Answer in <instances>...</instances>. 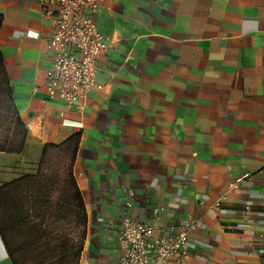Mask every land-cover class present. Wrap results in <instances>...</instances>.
<instances>
[{"label": "crops", "instance_id": "0c3cea01", "mask_svg": "<svg viewBox=\"0 0 264 264\" xmlns=\"http://www.w3.org/2000/svg\"><path fill=\"white\" fill-rule=\"evenodd\" d=\"M55 9L0 0V50L27 130L22 151H0V187L79 136V264H122L127 211L156 235L195 218L188 264H264V0L102 1L99 87L71 107L49 96ZM0 264H14L1 233Z\"/></svg>", "mask_w": 264, "mask_h": 264}, {"label": "built area", "instance_id": "2783aa9c", "mask_svg": "<svg viewBox=\"0 0 264 264\" xmlns=\"http://www.w3.org/2000/svg\"><path fill=\"white\" fill-rule=\"evenodd\" d=\"M104 0H51L56 9L49 46L53 52L47 73L49 96L77 105L93 87H99L96 75L98 59L109 45L94 21ZM132 201L127 202L131 207ZM250 208L247 207V210ZM196 219L170 225L164 234L156 235L155 225L135 220L127 211L122 217L119 245L122 264H188L190 234L197 228Z\"/></svg>", "mask_w": 264, "mask_h": 264}, {"label": "rangeland", "instance_id": "374dc122", "mask_svg": "<svg viewBox=\"0 0 264 264\" xmlns=\"http://www.w3.org/2000/svg\"><path fill=\"white\" fill-rule=\"evenodd\" d=\"M9 98L1 93L0 143L7 144L26 134ZM72 161L73 148H48L32 186L23 190L26 208L35 201L27 225L16 222L15 214H6L11 245L18 249L16 264H79L88 218L76 200ZM38 237L42 241L36 242Z\"/></svg>", "mask_w": 264, "mask_h": 264}, {"label": "trees", "instance_id": "16d2710c", "mask_svg": "<svg viewBox=\"0 0 264 264\" xmlns=\"http://www.w3.org/2000/svg\"><path fill=\"white\" fill-rule=\"evenodd\" d=\"M3 92L4 95L10 97L9 99L11 100V103L13 105V108L16 112V114H18V120L21 124H23L24 128H25V123L21 117V115L18 113V110L16 109V106L14 104V99L12 97V88H11V81H9V78L7 76L6 73V68H5V64L3 62V54L2 51L0 50V96L1 93ZM8 92V94H7ZM26 130V128H25ZM27 138V130H26V134L24 135V137L22 138H16L15 140H12L10 142V144L5 142H1L0 143V151L4 150V151H10V152H18V151H22L25 145V141ZM79 142V136L78 137H74L71 138L68 143L64 146H69L71 148H73V154L75 153V150L77 148ZM58 147H62V146H58ZM47 150L45 151V154ZM35 175H27V176H23L20 177L19 179L13 180L9 183L3 184L0 187V233L3 239V242L5 244V246L7 247L13 263L16 264V258H15V254L18 252L17 248H14L11 245V241H10V230H8L10 227L8 226V217L6 214H15L16 218L14 217V215H12V217L16 220V222H24L25 225H27V223H25V220L28 218L30 213V209L33 211V208H35V201H31V204H29V208H26V203H25V195L23 193V190L28 187V186H32L33 183V179H34ZM74 179V177H73ZM74 186H75V196H76V200H78L79 202V206L84 210L85 212V208H84V203H83V199H82V195L80 194V191L78 189L77 183L74 179L73 181ZM86 217L87 216V212H86ZM14 223V222H13ZM37 241H42V238L38 237V239H36ZM84 247V246H83ZM83 247H80L79 251H78V257H80Z\"/></svg>", "mask_w": 264, "mask_h": 264}]
</instances>
